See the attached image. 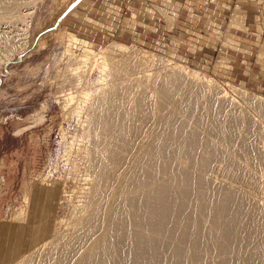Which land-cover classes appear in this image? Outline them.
Here are the masks:
<instances>
[{
    "label": "bare ground",
    "instance_id": "1",
    "mask_svg": "<svg viewBox=\"0 0 264 264\" xmlns=\"http://www.w3.org/2000/svg\"><path fill=\"white\" fill-rule=\"evenodd\" d=\"M28 1L0 0V61L24 44L17 27ZM64 39L67 54L79 51L72 55L76 66L66 69L70 78L80 81L87 66L101 75L95 94L80 90L81 100L89 101L81 156L87 188L68 220L56 222L50 214L37 246L10 230L16 243L3 247L1 239L0 259L13 254L9 264H264V182H255L261 170L254 168L261 150L244 132L251 126L244 111L211 78H193L177 62L123 43L95 50L74 34ZM73 92L65 96L68 103ZM218 166L246 174L255 184L252 193L216 176ZM36 196L37 209L45 198ZM22 211L14 218L24 219ZM40 215L34 208L26 214L35 220Z\"/></svg>",
    "mask_w": 264,
    "mask_h": 264
},
{
    "label": "rangeland",
    "instance_id": "2",
    "mask_svg": "<svg viewBox=\"0 0 264 264\" xmlns=\"http://www.w3.org/2000/svg\"><path fill=\"white\" fill-rule=\"evenodd\" d=\"M79 1L29 0L22 10L24 14L17 27L20 34L23 32L21 36L24 44L18 51H13L7 60L0 61V240L2 239L3 247L12 241H15L13 244L16 243L15 237L8 234L10 230L13 232L16 229L20 232V238L27 235L29 242L34 240L31 245L37 246L39 240L43 238L40 236L44 233L46 220L50 214L56 222L68 220L73 203H79L85 192L84 188H87L84 179L88 173L87 160L81 156L84 155L83 147L88 144L85 126L89 119V101H85V105L80 98L82 96L80 90L95 94L101 82V75L97 69H89L87 66L80 69L82 74L79 71L82 77L80 81L70 78L66 69L76 66L77 60H74L72 55L78 54L79 51L67 54L64 35L68 33L88 41L95 50L110 45L111 42L123 43L133 50L139 48V51L151 53L153 56L160 55L155 58L177 62L195 74L192 75L193 78L202 76L211 78L214 84H217L216 90L224 89L228 97L226 98L235 104L233 107H238V111L239 109L244 111L250 119L251 130L249 127L248 131L246 129L244 132L249 138H253L254 145L262 152L254 168L258 166L261 170L259 172V169L255 168L258 171L255 182L263 185L264 177L263 179L260 177L264 176V116L256 112L260 109H255L254 105L257 102L260 107L264 106V81L257 84L247 75L248 70L255 71L258 68L252 58L254 44L248 40L253 34L245 31L238 33L242 35L240 38H246L248 43H238L241 47L235 49L241 48V53L249 54L250 59L247 58L249 59L247 63L241 59L240 50L233 51L227 48L226 51H230L231 56L219 55V59L225 61L228 67L223 61L218 60V46L212 38L208 40L207 46H203L196 39V35L199 34L195 35V39L187 37L193 34L191 27L185 23L187 21L179 22L177 18L180 10L182 13L185 12V9L181 8L183 2L182 4L177 2L174 6L172 0L164 2L143 0L145 5L153 8L154 15L158 14L161 23L165 22L164 14L159 12L155 4L170 7L171 10L176 7L172 20L174 24L172 28L157 27L153 30L137 24L134 34L127 29V23H123L125 28L119 32L115 31V26H122L120 15L126 16L130 13L129 6L125 7L126 4L137 8L141 4L140 1L119 0L120 15L114 16V19L108 22L101 16L106 7L103 9L100 7L109 5L111 0H91L90 5ZM69 9L74 12L66 13ZM82 15H89L92 20H98L99 23L95 22L96 26L91 25L90 29L79 27L84 21ZM86 23L89 24L88 21ZM198 25H203L200 18L196 19L194 28L203 34V26L198 31ZM181 27L184 30H181ZM178 30L181 31L180 34L177 33ZM191 40L196 42V50L193 49V45L189 48L185 46V43H190ZM199 44L206 47V50L197 49ZM74 62L75 65H70ZM68 91L73 92L74 96L69 103L65 97ZM74 108H77L78 112ZM72 164H75L73 165L75 167L71 166ZM221 168L219 166L216 168L218 169L216 176L242 188L241 191L247 192L249 189L248 191L251 190L249 193H252L255 184L252 185L246 174L235 175ZM36 194H40V199L43 195L45 198L37 209L34 204ZM51 197L53 202H50ZM32 208L35 213L41 214L40 219L35 220L34 217L26 216ZM19 210H23L21 217L25 216L24 219L14 218ZM34 220L38 225L37 229L33 225ZM30 222L33 227L28 229V226H31ZM61 227L63 228V225ZM19 241L17 238V245ZM13 259V254H6L0 259V264L12 263Z\"/></svg>",
    "mask_w": 264,
    "mask_h": 264
},
{
    "label": "crops",
    "instance_id": "3",
    "mask_svg": "<svg viewBox=\"0 0 264 264\" xmlns=\"http://www.w3.org/2000/svg\"><path fill=\"white\" fill-rule=\"evenodd\" d=\"M80 1L86 3V5L91 4V0ZM111 1L112 2L109 5H103L100 7V9L106 7V11H103L104 13H102L101 16H104L107 22L109 20H113L114 16L120 15L119 0ZM138 1H140L141 4L137 8H135L133 5L126 4L125 7L127 8L129 6L130 13H128L126 16L120 15L122 22L120 24L122 26H115L116 32H119L123 29V23H127V29L131 30L134 34H136V32H134V29L135 25L137 24L143 26L144 28H149L152 30L157 27L172 28L174 24L172 20L174 18L176 7H173L171 10L170 7H162L155 4L159 8V12L164 14L163 18L165 22L161 23L158 14L155 13L156 16L154 15L153 8L145 5L143 0ZM172 2L174 6H176L177 2H180L181 4L183 2V6H181V8H184L185 12L182 13L181 10L179 12L177 10V18H179V22H182V20L187 21L185 23L191 27V32L193 34L188 35L187 37L190 36L191 38L195 39V35L199 34V36L196 35V39L200 41L203 46H207V44H209L208 40L212 38L218 46L217 58L219 61H223L219 59V55L221 54H223L221 55L223 57L232 55L230 51H226L228 50L227 48H231L230 50L233 51L240 50V54L242 55L241 59L245 60V62L247 63V60L250 59L249 54L245 55L241 53V48H235L241 47L238 43H248L246 38H240V36H242L238 34L240 31L252 33L253 37L248 40L254 44V53L252 54V58L253 62L258 65V68L255 71H251V69L248 70L247 75L257 84H260V82L264 81V0H172ZM201 5L203 6V8H200ZM67 12L73 13L74 11H71L69 9L66 11V13ZM64 15L62 16V18L64 17ZM82 16V20L84 21L79 25V27H86L90 29L92 27L91 25H93L94 27L96 26L95 22L99 23L98 20H92L89 15ZM199 18L202 20L203 27L198 25V31L202 27L204 29L203 34L198 33L194 28V23L196 19ZM87 21L90 25L86 23ZM106 28L109 29V27ZM182 29L184 30L183 27H181V30ZM177 33L180 34L181 31L178 30ZM261 35L263 36L261 37ZM192 41L193 40H191L190 43H185V46H188L189 48V46L192 47L193 45V49L196 50V42L193 41L192 43ZM203 46L199 44V47L197 49L206 50V47ZM223 62L225 63V61ZM225 65L227 64L225 63Z\"/></svg>",
    "mask_w": 264,
    "mask_h": 264
}]
</instances>
